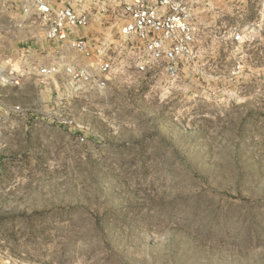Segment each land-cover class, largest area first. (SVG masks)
I'll list each match as a JSON object with an SVG mask.
<instances>
[{"label": "rangeland", "instance_id": "374dc122", "mask_svg": "<svg viewBox=\"0 0 264 264\" xmlns=\"http://www.w3.org/2000/svg\"><path fill=\"white\" fill-rule=\"evenodd\" d=\"M24 1L0 0L15 70L56 49ZM94 1L85 32L118 39V10ZM192 4L194 57L173 82L138 73L129 46L102 89L0 82L20 110L0 138V264H264V0Z\"/></svg>", "mask_w": 264, "mask_h": 264}, {"label": "built area", "instance_id": "2783aa9c", "mask_svg": "<svg viewBox=\"0 0 264 264\" xmlns=\"http://www.w3.org/2000/svg\"><path fill=\"white\" fill-rule=\"evenodd\" d=\"M56 1L15 4L14 11L42 22L44 38L55 43L56 49L53 58L45 63L27 58L17 70L0 64L2 85L21 86L25 77L41 81L65 75L71 89L80 85L102 89L120 65L113 52H122L128 46L135 70L155 82L175 81L192 62L198 39L192 0H95L94 6H100L101 11L110 7L118 10L112 23L118 39L111 42L85 32L92 24L93 13L90 7H84L83 0H59V6ZM240 37L236 34L234 39L238 41ZM64 49L74 51L88 63L81 64ZM19 114L17 107L0 104V138L6 125Z\"/></svg>", "mask_w": 264, "mask_h": 264}, {"label": "bare ground", "instance_id": "6f19581e", "mask_svg": "<svg viewBox=\"0 0 264 264\" xmlns=\"http://www.w3.org/2000/svg\"><path fill=\"white\" fill-rule=\"evenodd\" d=\"M5 63H7V62H5ZM1 65H2V66H5V64H3V63H1Z\"/></svg>", "mask_w": 264, "mask_h": 264}]
</instances>
